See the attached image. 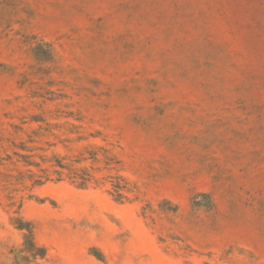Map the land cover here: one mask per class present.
I'll use <instances>...</instances> for the list:
<instances>
[{
    "label": "rangeland",
    "instance_id": "1",
    "mask_svg": "<svg viewBox=\"0 0 264 264\" xmlns=\"http://www.w3.org/2000/svg\"><path fill=\"white\" fill-rule=\"evenodd\" d=\"M0 264H264V0H0Z\"/></svg>",
    "mask_w": 264,
    "mask_h": 264
}]
</instances>
